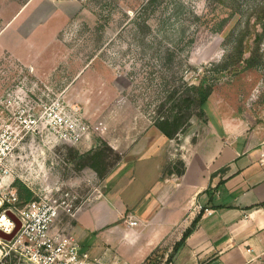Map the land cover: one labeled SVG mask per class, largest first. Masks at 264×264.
<instances>
[{"label": "rangeland", "instance_id": "374dc122", "mask_svg": "<svg viewBox=\"0 0 264 264\" xmlns=\"http://www.w3.org/2000/svg\"><path fill=\"white\" fill-rule=\"evenodd\" d=\"M182 1L186 9L181 17L191 18L193 24H181L188 28L187 34L198 31L191 50L184 48L190 51L191 70L186 79L196 85H214L205 119L194 118L192 125H206L218 108L225 116L264 124V21L257 17L264 0ZM109 4L102 14L96 0H0V141L5 151L0 188L18 198L17 209L44 198L80 209L106 198V178L122 162V152L154 127L157 103L149 106L140 89L142 77L136 81L128 75L139 73L133 56L139 50L131 46V40L123 44L120 39L135 31L130 23L121 32L126 26L124 15H131L141 1L111 0ZM100 13L109 18L102 21V32H96ZM149 17H155L149 24L156 29L159 14ZM255 52L253 68L239 63ZM185 54H179L180 60ZM54 103L86 129L78 142L59 139L41 123L40 128L34 127L40 112ZM182 136L172 140L175 149ZM88 153L99 155L81 158ZM180 164L176 157L165 171L176 173ZM138 184L133 182L128 191L137 192ZM6 208L0 209V217L17 221L14 215L3 213ZM59 212L53 230L72 233L74 218L61 208ZM128 216L127 211L120 223ZM0 237L8 238L2 230ZM166 252V248L156 251L144 264H165L171 255ZM106 253L108 262L92 260V264L134 263L116 246ZM254 264H264V260Z\"/></svg>", "mask_w": 264, "mask_h": 264}, {"label": "crops", "instance_id": "0c3cea01", "mask_svg": "<svg viewBox=\"0 0 264 264\" xmlns=\"http://www.w3.org/2000/svg\"><path fill=\"white\" fill-rule=\"evenodd\" d=\"M173 142L151 128L122 152V162L106 178V198L78 210L71 234L89 259L108 262L106 252L116 246L133 264L164 248L173 255L171 264L264 260V124L225 116L218 108L206 125H192L178 149ZM176 157L185 168L182 176L165 171ZM133 182L139 184L131 194ZM130 219L138 225L130 227Z\"/></svg>", "mask_w": 264, "mask_h": 264}, {"label": "trees", "instance_id": "16d2710c", "mask_svg": "<svg viewBox=\"0 0 264 264\" xmlns=\"http://www.w3.org/2000/svg\"><path fill=\"white\" fill-rule=\"evenodd\" d=\"M95 1V0H94ZM101 5L102 14L106 8H109L111 0H96ZM104 5H102V2ZM141 4L132 9L131 15L125 14L126 26L122 27L121 32L125 31V28L131 23L135 31H130V35L127 38L120 37L123 44H126V40H131L139 53H134V60L139 65V73L134 71L129 73L131 79L139 80L140 89L143 90L144 95L148 99L149 106L155 105L153 125L169 140H178V138L184 135L192 126L194 118L205 119V107L209 101L214 85L207 84H194L186 79V75L190 72L191 67L188 63L190 51H184V48H191L196 42L194 33L187 34V30L183 23L193 24L191 18H182V11L186 9L182 0H140ZM155 15L159 14V18L156 19L158 24L156 29H153L149 24L155 17L143 18L146 14ZM99 14L97 21L96 32H102L108 16H102ZM192 15L195 21H198V16L193 12ZM258 19L264 21V8L261 9L257 15ZM130 21V22H128ZM180 23L179 27H176L177 23ZM131 52V51H130ZM185 54L184 60L179 54ZM249 60L243 61L239 59V63L243 62L247 69L253 68V62L255 60L254 55ZM129 56V55H128ZM127 56V57H128ZM138 56V57H137ZM179 56V57H178ZM126 57H123V60ZM131 67V69H134ZM179 70V71H178ZM219 70L218 72H223ZM183 74L182 77L178 76V73ZM149 92L152 93L149 95ZM101 143L105 144L104 141ZM93 153L81 155V158L90 157ZM99 154H93L91 158H97ZM118 163L120 158H117ZM181 170L176 172L178 176L184 174L185 168L181 163ZM96 172L99 173L98 168L95 165L91 166ZM172 173V171H168ZM199 217L193 222L191 227L184 233L183 238L179 243L174 246L173 254L185 243L187 238L192 234L194 228L198 223ZM171 255L165 264H171ZM150 262V258L146 260V263Z\"/></svg>", "mask_w": 264, "mask_h": 264}, {"label": "built area", "instance_id": "2783aa9c", "mask_svg": "<svg viewBox=\"0 0 264 264\" xmlns=\"http://www.w3.org/2000/svg\"><path fill=\"white\" fill-rule=\"evenodd\" d=\"M40 113L39 118L33 122L37 129L40 128L38 123H41L54 136L68 143H76L85 135L86 129L77 125L70 116L63 114V108L57 103ZM3 144L0 141V162L5 153ZM17 201L16 196L9 197L0 188V209L7 207L3 213L11 211L20 222L18 229L13 220H9L8 227L2 228L12 238H0V264H92L71 233L53 230L60 216L59 208L71 218H75L79 208L75 209L66 203L58 206L44 198L27 203L23 209H17ZM137 225V221L130 219V227Z\"/></svg>", "mask_w": 264, "mask_h": 264}, {"label": "bare ground", "instance_id": "6f19581e", "mask_svg": "<svg viewBox=\"0 0 264 264\" xmlns=\"http://www.w3.org/2000/svg\"><path fill=\"white\" fill-rule=\"evenodd\" d=\"M10 214H12V215H14L16 217L17 221H15L14 219H13V221L15 222V224L17 226L16 229H18L20 227V222H19L17 216L14 213H12L11 211H8L7 216H10ZM8 226H9V220L5 216L0 217V230L3 231L2 228H6ZM3 233L5 235H7L8 238H3V237H0V238H2V239H9L11 237V235L6 234L4 231H3Z\"/></svg>", "mask_w": 264, "mask_h": 264}]
</instances>
